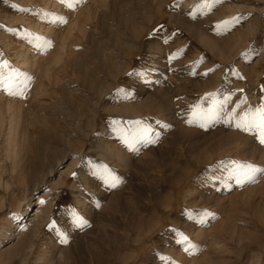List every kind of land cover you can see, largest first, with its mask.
<instances>
[{
	"label": "rangeland",
	"instance_id": "1",
	"mask_svg": "<svg viewBox=\"0 0 264 264\" xmlns=\"http://www.w3.org/2000/svg\"><path fill=\"white\" fill-rule=\"evenodd\" d=\"M199 2L83 0L70 10L60 0H0V60L32 78L25 98L0 90V264H264V175L231 190L207 179L221 174V161L264 167V144L222 122L186 123L190 105L207 107L206 93H232L229 111L242 98L237 112L260 103L264 0H222L193 18ZM25 33L52 44L37 49ZM141 69L149 83L129 75ZM138 119L159 139L133 151L111 121ZM89 160L119 185L105 186ZM70 210L87 225L76 227ZM172 228L196 246L191 254Z\"/></svg>",
	"mask_w": 264,
	"mask_h": 264
},
{
	"label": "snow or ice",
	"instance_id": "2",
	"mask_svg": "<svg viewBox=\"0 0 264 264\" xmlns=\"http://www.w3.org/2000/svg\"><path fill=\"white\" fill-rule=\"evenodd\" d=\"M60 2L65 4L70 10H75L76 6L82 3L83 0H60ZM221 2L222 0H200L198 4L193 6L192 11L188 14L191 17L196 18L198 14L203 15L210 12ZM5 3H7V0H5ZM11 7L19 12L32 11V9L21 8L15 4H12ZM250 15V13L234 15L218 22L215 25V28L218 33L226 31L230 25H235L245 16ZM50 23L65 24L66 19L63 16H52ZM0 27L4 26L0 25ZM6 30L9 32L16 31L15 29ZM25 36L30 42H34V46L40 50H44L52 44L50 40L40 36H35L33 38L31 33H25ZM167 42V39H165V43ZM177 55V52H173L168 57L169 63L176 59ZM232 74L238 75L235 69L232 70ZM129 75H136L145 83L150 82L148 70H136L129 73ZM240 78L243 79V77ZM31 79L32 78L27 74L21 73L17 69L12 68L7 60H0V90H3L8 96L25 98L26 89L30 86ZM117 91L123 93L124 98H128L131 95V93L125 89H118ZM261 92H264V87L261 88ZM231 96L232 93H227L223 96V99H217L216 93H206L205 97L208 99L207 107L202 106L201 103L190 105L189 118L186 123L189 125L198 124L200 128L207 129L211 125L222 122L226 126L234 127L242 132L254 134L260 144H264V96L260 98L258 106H249L242 112H237V109L240 107L241 103H244L243 98L240 101H237L230 111L228 110ZM205 97H202L201 99L203 100ZM111 124L113 125V133L117 135L121 143L133 151L138 150L136 146L139 144L147 146L149 144L156 143L159 139V133H156L150 125L139 119L124 122L112 120ZM165 127H167V125H165ZM87 164L91 174L101 180L105 186L115 188L121 182L119 177L116 176L107 166L103 164H96L91 160L87 161ZM219 167L221 174L210 175L207 179L209 181L219 182L222 187L229 190H231L234 186L243 187L246 184L255 183L258 175H264V167H259L253 163L241 162L237 160H230L227 162L221 161L219 162ZM73 176H75V173H73ZM39 203L44 204L45 201L40 200ZM70 215L72 217V223L76 227H83L87 225L88 222L75 211L70 210ZM186 215L190 220L197 219L191 211H187ZM209 215L210 213H208L207 210H204L200 213L197 222L204 223L205 218ZM48 227L49 229L55 228V222H50ZM56 231L57 235L60 237V243L66 244L68 242L66 236H64L59 229H56ZM170 231L175 234L176 243L185 246L184 250L186 252L191 254L195 250L196 246L191 244L182 232L175 228L170 229ZM157 255L161 261H167V257L160 254Z\"/></svg>",
	"mask_w": 264,
	"mask_h": 264
},
{
	"label": "bare ground",
	"instance_id": "3",
	"mask_svg": "<svg viewBox=\"0 0 264 264\" xmlns=\"http://www.w3.org/2000/svg\"><path fill=\"white\" fill-rule=\"evenodd\" d=\"M21 53V52H20ZM36 58V57H35ZM49 73V72H48ZM48 78V77H47ZM11 108V107H10ZM128 108H130V107H128ZM120 110H122V109H120ZM123 111V110H122ZM12 119L10 120V125H9V129H8V131L6 132V135H3L4 136V141H5V148H6V154L8 155V151H9V149H8V141H10L11 140V133H12ZM7 123H8V121H7ZM8 127V126H7ZM42 153V152H41ZM40 156L42 157V155L40 154ZM43 156H45V155H43ZM46 157V156H45ZM41 161H42V159H40ZM32 165V164H31ZM35 166V165H34ZM37 167V166H36ZM38 171V170H37ZM28 210V209H27ZM27 210L25 211V214L26 213H28L27 212ZM3 236H2V242H5L6 240H9V239H11L12 237H11V234L9 233V232H7V233H3L2 234ZM24 244V243H23Z\"/></svg>",
	"mask_w": 264,
	"mask_h": 264
}]
</instances>
